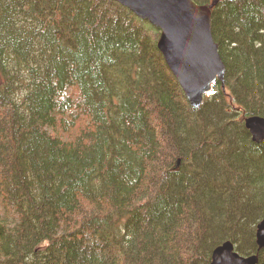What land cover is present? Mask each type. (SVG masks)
Here are the masks:
<instances>
[{"label":"trees","instance_id":"1","mask_svg":"<svg viewBox=\"0 0 264 264\" xmlns=\"http://www.w3.org/2000/svg\"><path fill=\"white\" fill-rule=\"evenodd\" d=\"M211 33L225 79L193 109L120 3L0 0V264H210L227 240L264 264V0H219Z\"/></svg>","mask_w":264,"mask_h":264},{"label":"water","instance_id":"2","mask_svg":"<svg viewBox=\"0 0 264 264\" xmlns=\"http://www.w3.org/2000/svg\"><path fill=\"white\" fill-rule=\"evenodd\" d=\"M159 30L156 48L189 105L198 108L216 80L223 82L224 62L211 33V8L219 0H114ZM244 125L255 142L264 140V118L248 116ZM256 242L264 247V219L256 226ZM230 241L217 246L210 264H257L258 255L242 256Z\"/></svg>","mask_w":264,"mask_h":264},{"label":"rangeland","instance_id":"3","mask_svg":"<svg viewBox=\"0 0 264 264\" xmlns=\"http://www.w3.org/2000/svg\"><path fill=\"white\" fill-rule=\"evenodd\" d=\"M194 1V0H193ZM197 3V2H196ZM146 21V20H145ZM147 22V21H146ZM151 25V24H150ZM152 27H154L153 25H152ZM154 28H156V27H154ZM157 29V28H156ZM158 30V29H157ZM158 32H159V30H158ZM158 36H159V34H158ZM157 39H158V37H157ZM157 41V40H156ZM224 76H225V73H224ZM175 79V78H174ZM224 77H223V81H224ZM176 80V79H175ZM177 82V81H176ZM178 83V82H177ZM179 85V84H178ZM180 86V85H179ZM181 88V87H180ZM182 90V89H181ZM210 92L211 91H209L207 94L209 95L210 94ZM185 96V95H184ZM186 98V97H185ZM187 100V99H186ZM188 102V101H187ZM189 104V103H188ZM193 109H196V108H193ZM246 128V127H245ZM249 132V131H248ZM250 134V133H249ZM250 138H251V135H250ZM252 140V139H251ZM253 141V140H252ZM253 142H255V141H253ZM261 142V141H260ZM255 143H259V142H255ZM224 196H225V193H224ZM233 245H234V242H233ZM234 248H235V245H234Z\"/></svg>","mask_w":264,"mask_h":264},{"label":"bare ground","instance_id":"4","mask_svg":"<svg viewBox=\"0 0 264 264\" xmlns=\"http://www.w3.org/2000/svg\"><path fill=\"white\" fill-rule=\"evenodd\" d=\"M255 116V115H254ZM259 218V217H258ZM227 241H230V240H227ZM255 241H256V232H255ZM231 242V241H230ZM233 244V243H232ZM256 244H257V242H256ZM257 246H258V244H257ZM234 247V246H233ZM258 248H260L259 246H258ZM249 255V254H248Z\"/></svg>","mask_w":264,"mask_h":264}]
</instances>
